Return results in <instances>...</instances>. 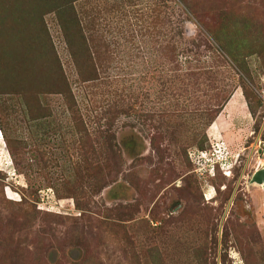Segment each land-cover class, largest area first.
Here are the masks:
<instances>
[{"label":"rangeland","instance_id":"obj_1","mask_svg":"<svg viewBox=\"0 0 264 264\" xmlns=\"http://www.w3.org/2000/svg\"><path fill=\"white\" fill-rule=\"evenodd\" d=\"M0 119V264H264V0H0Z\"/></svg>","mask_w":264,"mask_h":264},{"label":"water","instance_id":"obj_2","mask_svg":"<svg viewBox=\"0 0 264 264\" xmlns=\"http://www.w3.org/2000/svg\"><path fill=\"white\" fill-rule=\"evenodd\" d=\"M253 181H255V182H257V183H260V184H261V183H264V169H263L262 171L258 172V173L255 175Z\"/></svg>","mask_w":264,"mask_h":264},{"label":"trees","instance_id":"obj_3","mask_svg":"<svg viewBox=\"0 0 264 264\" xmlns=\"http://www.w3.org/2000/svg\"><path fill=\"white\" fill-rule=\"evenodd\" d=\"M0 126L2 127V129H3V124H2V121H1V119H0ZM7 146V145H6Z\"/></svg>","mask_w":264,"mask_h":264},{"label":"bare ground","instance_id":"obj_4","mask_svg":"<svg viewBox=\"0 0 264 264\" xmlns=\"http://www.w3.org/2000/svg\"><path fill=\"white\" fill-rule=\"evenodd\" d=\"M254 183H257V182L254 181ZM258 184H260V183H258ZM260 185H261L262 187H264V183H261Z\"/></svg>","mask_w":264,"mask_h":264}]
</instances>
